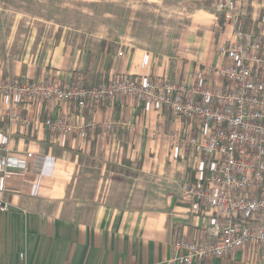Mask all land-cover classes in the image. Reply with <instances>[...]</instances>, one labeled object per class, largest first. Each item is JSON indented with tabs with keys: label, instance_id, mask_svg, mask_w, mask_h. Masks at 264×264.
<instances>
[{
	"label": "crops",
	"instance_id": "0c3cea01",
	"mask_svg": "<svg viewBox=\"0 0 264 264\" xmlns=\"http://www.w3.org/2000/svg\"><path fill=\"white\" fill-rule=\"evenodd\" d=\"M233 1L245 29L264 36V0ZM216 4L192 9L184 27L163 33L161 44L107 42L50 51L36 41L31 54L3 55L0 81L68 86L81 76L92 86L126 74L144 82L211 87L220 80L209 70L224 63L218 50L231 36ZM9 111L30 126L10 122ZM77 113L72 104L38 105L0 95V144L9 137L7 156L25 165L0 176V196L10 203L0 212V264H177V240H207L215 212L196 211L180 198L181 184L206 177L209 161L169 141L177 130L197 135L195 127L131 98L89 107L83 120L131 123L135 132L98 128L79 139L53 135L43 124L50 117L76 120ZM195 264H264V249L246 247Z\"/></svg>",
	"mask_w": 264,
	"mask_h": 264
},
{
	"label": "built area",
	"instance_id": "2783aa9c",
	"mask_svg": "<svg viewBox=\"0 0 264 264\" xmlns=\"http://www.w3.org/2000/svg\"><path fill=\"white\" fill-rule=\"evenodd\" d=\"M216 5L231 36L218 50L224 63L209 70L220 80L211 87L186 80L144 82L126 74L92 86L81 76L68 86L55 81H0V95L9 99L78 108L76 120L61 116L44 120L53 135L87 139L98 128L135 132L131 123L83 120L87 108L125 98L167 110L199 131L184 136L177 130L169 136L175 148L204 155L209 161L206 177L181 184L180 199L194 205L196 211L213 210L216 218L206 229V241L177 240L173 260L177 264L227 258L246 247L264 249V36L260 31L245 29L235 1L217 0ZM6 117L23 127L30 126L28 119L15 111H9ZM9 140L6 137L0 144L4 152L0 176L5 177L9 169L25 168L24 163L7 156ZM9 208L10 203L0 196V212Z\"/></svg>",
	"mask_w": 264,
	"mask_h": 264
},
{
	"label": "rangeland",
	"instance_id": "374dc122",
	"mask_svg": "<svg viewBox=\"0 0 264 264\" xmlns=\"http://www.w3.org/2000/svg\"><path fill=\"white\" fill-rule=\"evenodd\" d=\"M210 2L0 0V59L4 54H31L36 41L50 51L62 45L83 50L107 42L161 44L163 33L183 28L192 9Z\"/></svg>",
	"mask_w": 264,
	"mask_h": 264
}]
</instances>
